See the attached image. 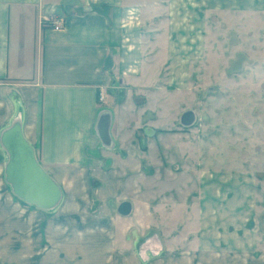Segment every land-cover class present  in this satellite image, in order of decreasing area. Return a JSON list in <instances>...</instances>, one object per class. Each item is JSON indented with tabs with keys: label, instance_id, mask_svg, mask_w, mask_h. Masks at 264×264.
<instances>
[{
	"label": "crops",
	"instance_id": "1",
	"mask_svg": "<svg viewBox=\"0 0 264 264\" xmlns=\"http://www.w3.org/2000/svg\"><path fill=\"white\" fill-rule=\"evenodd\" d=\"M218 2L0 0V133L18 121L62 196L88 210L50 214L43 229L42 211L6 195L21 210L18 218L0 213V264H118V242L138 231L134 206L142 201L119 195L150 172L141 171L146 155L138 144L135 152L130 145L179 116L161 76L180 60L176 47L189 42L180 33L189 15L219 12ZM123 202L128 216L118 213ZM70 205L62 198L59 207L68 212ZM29 218L36 219L32 227H11Z\"/></svg>",
	"mask_w": 264,
	"mask_h": 264
},
{
	"label": "rangeland",
	"instance_id": "2",
	"mask_svg": "<svg viewBox=\"0 0 264 264\" xmlns=\"http://www.w3.org/2000/svg\"><path fill=\"white\" fill-rule=\"evenodd\" d=\"M217 6L219 12L189 15L180 32L189 42L176 47L180 60L168 62L170 73L161 76L179 116L130 145L146 155L138 171L150 172L119 195L125 201L134 193L142 201L134 206L138 231L118 242V264H264V0H219ZM186 111L193 114L189 126L180 123ZM3 159L0 213L18 218V202L5 198L20 201L5 182ZM62 198L70 199L68 212L61 201L49 211L21 202L42 211L43 229L50 214L88 213ZM31 221L11 220V227L23 230Z\"/></svg>",
	"mask_w": 264,
	"mask_h": 264
},
{
	"label": "water",
	"instance_id": "3",
	"mask_svg": "<svg viewBox=\"0 0 264 264\" xmlns=\"http://www.w3.org/2000/svg\"><path fill=\"white\" fill-rule=\"evenodd\" d=\"M192 122V112L186 111L181 115L182 125L189 126ZM0 143L7 157L4 168L5 182L15 197L40 210L54 209L61 201L62 192L37 164L33 149L22 136L18 121H14L2 132ZM130 211L128 202L121 203L118 208L121 216H128Z\"/></svg>",
	"mask_w": 264,
	"mask_h": 264
},
{
	"label": "built area",
	"instance_id": "4",
	"mask_svg": "<svg viewBox=\"0 0 264 264\" xmlns=\"http://www.w3.org/2000/svg\"><path fill=\"white\" fill-rule=\"evenodd\" d=\"M55 29H58V27H57V26H55Z\"/></svg>",
	"mask_w": 264,
	"mask_h": 264
}]
</instances>
